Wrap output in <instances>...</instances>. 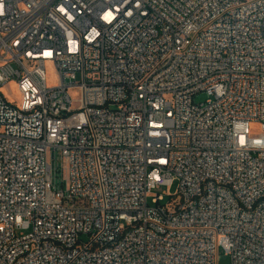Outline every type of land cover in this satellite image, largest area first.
<instances>
[{"label":"built area","instance_id":"obj_1","mask_svg":"<svg viewBox=\"0 0 264 264\" xmlns=\"http://www.w3.org/2000/svg\"><path fill=\"white\" fill-rule=\"evenodd\" d=\"M221 250L264 264V0H0V264Z\"/></svg>","mask_w":264,"mask_h":264},{"label":"rangeland","instance_id":"obj_2","mask_svg":"<svg viewBox=\"0 0 264 264\" xmlns=\"http://www.w3.org/2000/svg\"><path fill=\"white\" fill-rule=\"evenodd\" d=\"M47 71H48V84L50 86L56 85L59 81L57 72L54 70L52 65L47 66ZM80 80H81V75H80V73H78L77 74V81H80ZM2 92L9 100H19L17 88H16L15 84H13V83H10L8 86H5L2 89ZM79 93L80 92L78 89L71 90V94H72L73 98H76ZM206 98H207V95L205 93H200L195 97V102L202 103L206 100ZM58 157L61 158L60 152H58ZM174 190H175V188L172 189V191H174ZM166 191L167 190L160 191V193L165 194ZM167 200H168V197H166V199L163 203L167 202ZM80 239L82 241H88L89 236L85 235V234H81ZM218 264H232L231 256L228 253H226L224 250H221L219 252V255H218Z\"/></svg>","mask_w":264,"mask_h":264}]
</instances>
